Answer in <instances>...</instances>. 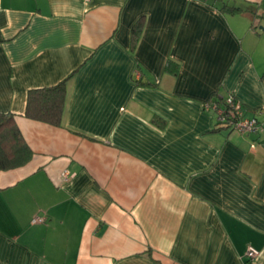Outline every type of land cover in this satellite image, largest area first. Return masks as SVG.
<instances>
[{"label":"crops","instance_id":"obj_1","mask_svg":"<svg viewBox=\"0 0 264 264\" xmlns=\"http://www.w3.org/2000/svg\"><path fill=\"white\" fill-rule=\"evenodd\" d=\"M227 1L0 0V113L32 152L0 172V264H264V0ZM64 81L59 126L24 116ZM226 98L259 136L217 126Z\"/></svg>","mask_w":264,"mask_h":264},{"label":"trees","instance_id":"obj_2","mask_svg":"<svg viewBox=\"0 0 264 264\" xmlns=\"http://www.w3.org/2000/svg\"><path fill=\"white\" fill-rule=\"evenodd\" d=\"M201 1L209 2L214 7L220 1V6L216 8L222 14H239L245 11L241 6L230 4L227 0ZM141 28L142 20L140 19L131 30V47L136 45ZM176 71V63L171 60L168 61L164 67V72H173L175 75ZM65 83L66 81L48 88L30 90L27 94L24 116L33 121L59 126L66 97ZM215 102L221 104L219 100H215ZM31 157L32 152L16 128L13 116L0 113V172L20 168L27 164Z\"/></svg>","mask_w":264,"mask_h":264},{"label":"built area","instance_id":"obj_3","mask_svg":"<svg viewBox=\"0 0 264 264\" xmlns=\"http://www.w3.org/2000/svg\"><path fill=\"white\" fill-rule=\"evenodd\" d=\"M234 98H226L217 102L205 105V110L212 112L216 117L217 126L236 132L242 136H258L262 131V125L257 117H248L242 107L234 101ZM65 175V174H64ZM66 176H64V179ZM44 219L36 218L33 223H43ZM259 256V251L253 247H248L245 257L253 261Z\"/></svg>","mask_w":264,"mask_h":264}]
</instances>
